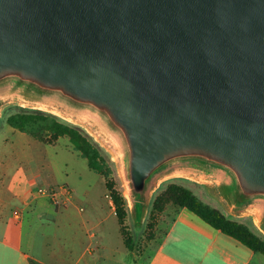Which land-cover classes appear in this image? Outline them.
I'll return each instance as SVG.
<instances>
[{
	"label": "water",
	"instance_id": "water-1",
	"mask_svg": "<svg viewBox=\"0 0 264 264\" xmlns=\"http://www.w3.org/2000/svg\"><path fill=\"white\" fill-rule=\"evenodd\" d=\"M85 123L144 223L172 177L264 230V0H0V119Z\"/></svg>",
	"mask_w": 264,
	"mask_h": 264
},
{
	"label": "crops",
	"instance_id": "crops-1",
	"mask_svg": "<svg viewBox=\"0 0 264 264\" xmlns=\"http://www.w3.org/2000/svg\"><path fill=\"white\" fill-rule=\"evenodd\" d=\"M7 134L0 152V264H264V255L185 209L161 217L162 239L140 257L125 246L103 179L72 178L70 202L58 208L37 194L42 184L55 186V180L43 179L39 171V187H33L22 171L27 149L33 148L39 149L40 159L50 156L47 166L57 170L53 145L13 128Z\"/></svg>",
	"mask_w": 264,
	"mask_h": 264
},
{
	"label": "rangeland",
	"instance_id": "rangeland-1",
	"mask_svg": "<svg viewBox=\"0 0 264 264\" xmlns=\"http://www.w3.org/2000/svg\"><path fill=\"white\" fill-rule=\"evenodd\" d=\"M22 108L26 110H37L34 108L23 107L18 103L8 104L3 108L0 119V152L2 150V142L5 138H7L8 135L7 130L11 129V127L7 123V119L9 116L21 112ZM55 116L59 117L64 122L83 130V132L93 140L94 144L98 146L102 155L109 163L110 167L113 170L115 182L117 183L119 190L122 192L127 201L129 212L127 230L129 231L133 239L134 252L140 257L147 256L152 253V251L158 246L160 240L162 239L163 233L165 232V227H161L160 225L161 217L167 213L172 217L174 213L179 209L173 204H169L165 207L164 213L159 214L153 212L154 201L163 192H165L170 185L173 184L187 188L194 195L199 197L205 204L211 206L214 209H217L228 218L248 226L254 233L264 239V230L260 228L254 215H232L226 208L225 204L219 199L214 188L196 179L187 177H172L161 182L150 199L145 222L138 223L132 215V206L130 200L126 196V188L124 186V182L120 173L119 161L117 160L111 147L85 123H80L73 120L71 121L60 115ZM51 149L55 152V156H58H56L59 160L57 161V170H51L48 168L47 164L49 160L52 159L50 158V156H45L43 159H40L39 149L33 148V151L31 150V152L29 149H27L26 153H28V155L23 160L22 171L27 177H29L30 181L34 182L33 187H39V185H37L36 183V178L37 176H39V171L43 179L47 181H51L52 179L55 180V186L46 187L43 184L41 185L48 189H58L60 187L70 188L74 185L73 183L75 180L72 179L74 177H82L85 181H93L92 178H95L96 181H100L103 179L99 174L90 169L88 161L74 149L68 138H60ZM169 221L170 220H168L167 223Z\"/></svg>",
	"mask_w": 264,
	"mask_h": 264
},
{
	"label": "trees",
	"instance_id": "trees-1",
	"mask_svg": "<svg viewBox=\"0 0 264 264\" xmlns=\"http://www.w3.org/2000/svg\"><path fill=\"white\" fill-rule=\"evenodd\" d=\"M7 123L14 130L47 145H55L60 138L69 139L74 149L88 161L90 169L104 179L115 206L125 246L129 251H134L133 239L127 230L129 212L126 198L115 182L112 168L93 140L80 128L40 110L22 108L21 112L9 116ZM169 204L193 213L209 226L235 239L254 253L264 255V239L248 226L228 218L217 209L205 204L187 188L176 184L170 185L154 201L153 212L162 214Z\"/></svg>",
	"mask_w": 264,
	"mask_h": 264
},
{
	"label": "built area",
	"instance_id": "built-area-1",
	"mask_svg": "<svg viewBox=\"0 0 264 264\" xmlns=\"http://www.w3.org/2000/svg\"><path fill=\"white\" fill-rule=\"evenodd\" d=\"M39 196L48 198L56 207H66L71 199V191L68 187H60L58 189L40 188L37 191ZM19 212H15V217L18 219Z\"/></svg>",
	"mask_w": 264,
	"mask_h": 264
},
{
	"label": "bare ground",
	"instance_id": "bare-ground-1",
	"mask_svg": "<svg viewBox=\"0 0 264 264\" xmlns=\"http://www.w3.org/2000/svg\"><path fill=\"white\" fill-rule=\"evenodd\" d=\"M126 196H127V198L129 199V194H128V192L126 191Z\"/></svg>",
	"mask_w": 264,
	"mask_h": 264
}]
</instances>
